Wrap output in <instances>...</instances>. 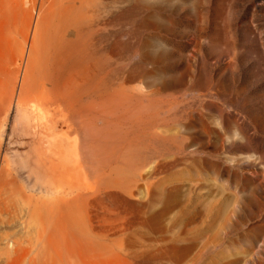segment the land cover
I'll return each mask as SVG.
<instances>
[{
  "label": "rangeland",
  "instance_id": "obj_1",
  "mask_svg": "<svg viewBox=\"0 0 264 264\" xmlns=\"http://www.w3.org/2000/svg\"><path fill=\"white\" fill-rule=\"evenodd\" d=\"M66 8L89 50L58 67ZM48 112L72 120L52 191ZM36 241L38 264H264V0H0V264Z\"/></svg>",
  "mask_w": 264,
  "mask_h": 264
},
{
  "label": "bare ground",
  "instance_id": "obj_2",
  "mask_svg": "<svg viewBox=\"0 0 264 264\" xmlns=\"http://www.w3.org/2000/svg\"><path fill=\"white\" fill-rule=\"evenodd\" d=\"M70 6H68V8H69ZM78 7H76L75 8V10L77 9ZM53 10V9H52ZM80 10V9H79ZM78 10V11H79ZM65 12L67 11H69V10H67V8L64 10ZM63 13V16H62V14L61 15H58V12H56V11H53V16H54V18H52V19H54V20H52V26H54V28H56V29H58L59 27H60V29H62L63 31H65L66 32V34L65 35H62V36H60V37H58L59 38V41L61 42V44H62V47H63V50H61L60 52H58L57 53V55H56V57H54L53 58V60L54 61H56V65L59 67V66H63L64 65V63H65V60H66V58H67V55L69 54V55H71V56H74L75 58H78V57H80V58H82L83 56H85V55H87V51L89 50V47H88V32H87V26L89 27V25H88V23H86V21H85V19H83L84 17H83V15H81V16H79V18L80 19H78L77 17V14L76 13H74V12H71V13H67L68 14V16H69V18H68V16H67V14L66 13ZM72 13H74V15L76 16H74L73 17V15H72ZM65 14V15H64ZM71 15V18L73 17V19H75V18H77V20H75L74 22H72L71 24L69 23V24H64L66 21H65V19L67 18V19H69V20H71L70 19V15ZM52 16V17H53ZM61 16V17H60ZM66 16V17H65ZM65 18V19H64ZM68 20V21H69ZM65 21V22H64ZM54 22V23H53ZM63 22V24H58V23H62ZM47 24V23H46ZM72 25H75L76 27L78 26V28H76V30H75V32H74V34H72L73 32H71V26ZM74 31V30H73ZM70 33L72 34V35H74L73 36V38H68V35H70ZM71 36V35H70ZM145 59L146 58H142L141 59V63H144V61H145ZM73 61V60H72ZM86 68V69H85ZM85 68H83V71H79V72H77V70L75 71V73H72V75L70 74L69 76L70 77H72V79L74 78L75 80H77V78H79V77H86V76H89V69L87 70V67H85ZM132 76L134 77H136L137 76V72L135 71V70H133L132 71ZM144 75H146V71H144ZM64 78V77H63ZM102 85V84H101ZM63 89H62V94H66L67 92H70L69 91V88H66V86H63L62 87ZM101 94V93H100ZM99 94V95H100ZM59 95V94H58ZM61 95V94H60ZM87 95V94H86ZM86 95H85V97H86ZM66 96V95H65ZM64 96V97H65ZM59 97V96H58ZM60 97H63V95L62 96H60ZM64 97H63V99H64ZM69 99V98H68ZM68 99H65V100H67L68 101ZM103 100V99H102ZM66 101V102H67ZM91 103V102H90ZM69 104V103H68ZM38 109H40V110H43L42 108H41V106H40V108H38ZM45 112H47V111H45ZM50 112V111H49ZM48 112V113H49ZM47 113V114H48ZM45 114V113H44ZM50 114V116L48 115L47 117V119H49L48 121H43L44 119H42L43 118V115H42V118L40 117V116H37V115H35V117H34V123H33V125H34V136L35 137H37V138H39V140L40 141H44V144H46L47 145V147H46V152H47V154L50 156L48 159H49V163H48V165H47V168H45V169H48V176L50 177V179H51V182L49 183V185H47L46 186V188L48 189V190H53L54 189V180L57 178V163L54 161V157L56 158L57 157V155L55 154V149L53 150L52 148H51V146L53 145V146H55V139L59 136V138H60V136L62 137V135L60 134V131L62 130H69V129H71L72 128V120H71V118L69 117V112L68 113H64L63 114V116L61 117V115H59V114H56V113H54L55 115H53L55 118H57L56 116H58V118L57 119H60V117L62 118V124L60 123V121L59 120H55V119H52V117H51V115L53 114V113H49ZM45 116H46V114H45ZM53 117V118H54ZM86 118H84L85 120H93V121H96L97 119H99V120H101L103 123H108V120L106 119V118H99V117H91V116H85ZM38 119H42V121L44 122H40V123H37V121H38ZM55 120V121H54ZM61 120V119H60ZM39 121H41V120H39ZM38 121V122H39ZM43 123V124H42ZM33 133V132H32ZM54 142V143H53ZM42 143V142H41ZM63 143L65 144V142L63 141ZM63 143H61L62 145H63ZM57 146V145H56ZM56 146H55V148H56ZM43 147V146H42ZM58 148V147H57ZM56 148V149H57ZM64 148H66L65 150H69V149H67V147H64ZM59 149V148H58ZM61 152H63L62 150H60ZM66 154H67V152H66ZM59 156V155H58ZM36 157V156H35ZM34 156H33V158H35ZM61 157V156H60ZM33 158H31V159H33ZM62 158V157H61ZM36 159V158H35ZM34 159V161H36ZM57 159V158H56ZM69 159H71V158H69ZM60 160V159H59ZM58 160V161H59ZM62 160V159H61ZM32 162V161H31ZM70 162H72V160L70 161ZM33 163V162H32ZM60 163L62 164V162L60 161ZM35 164V163H34ZM36 165V164H35ZM66 166V165H65ZM37 168H38V166L36 165V168H35V170H37ZM61 168H62V166H61ZM66 169V168H65ZM59 171V170H58ZM65 171V170H64ZM38 172V171H37ZM44 172V171H43ZM45 173V172H44ZM66 174V173H65ZM30 175V174H29ZM63 176H65V175H63ZM68 178V177H67ZM26 180H28V182H29V179L28 178H26ZM36 182L33 184V186L31 187V188H35V186H36ZM31 188H26V189H28V191H30V190H33V189H31ZM27 198H29L31 201V204H33V208H34V210H33V214H34V218L35 219H37V217H38V214H39V211H38V201L37 200H35V198L34 197H32V196H30V195H28L27 196ZM34 200V201H33ZM36 201V202H35ZM7 203H10V202H7ZM20 243H17V245H19ZM23 244V243H22ZM21 244V245H22ZM23 246H25V245H23ZM35 246V249H34V251H35V253H36V255H35V257H34V260H33V262H34V264H38V247H37V241H36V245H34ZM27 248V247H26ZM14 251V250H13Z\"/></svg>",
  "mask_w": 264,
  "mask_h": 264
}]
</instances>
